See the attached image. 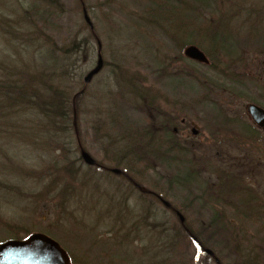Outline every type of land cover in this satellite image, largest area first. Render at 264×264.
<instances>
[{
    "label": "rangeland",
    "instance_id": "374dc122",
    "mask_svg": "<svg viewBox=\"0 0 264 264\" xmlns=\"http://www.w3.org/2000/svg\"><path fill=\"white\" fill-rule=\"evenodd\" d=\"M55 2L50 16L48 9L40 15L49 18L44 25L28 13L40 0H0V83L14 79L10 71L55 65L54 84L70 99L64 123L34 110L0 113L7 116L0 118V242L42 233L77 264H196L195 247L178 221L162 204L155 211L138 192L128 194L129 178L175 204L220 264H264V221L237 224L232 209L233 185L239 179L248 187L236 173L234 137L247 131L245 121L255 129L245 113L248 104L264 108V49L247 44L253 31L241 29L231 59L222 55L211 62L201 53L203 42L196 46L200 51L184 50L163 29L144 25L149 0ZM98 55L103 67L85 84ZM158 110V117L174 112L191 121L201 134L193 139L191 126L193 145L186 147L180 135L167 134L152 144L154 155L135 165L123 150L129 148L127 133H156ZM173 126L184 131L178 121ZM257 134L264 139V130ZM109 142L115 146L107 149ZM170 143L176 144L174 158L183 161L172 168ZM259 148L256 157L264 155V145ZM81 150L103 171L83 164ZM111 152L127 156L116 164ZM194 156L203 158L205 169L187 174ZM261 165L249 186L263 202V159ZM110 167L124 176L107 172ZM7 187H16V195Z\"/></svg>",
    "mask_w": 264,
    "mask_h": 264
},
{
    "label": "trees",
    "instance_id": "16d2710c",
    "mask_svg": "<svg viewBox=\"0 0 264 264\" xmlns=\"http://www.w3.org/2000/svg\"><path fill=\"white\" fill-rule=\"evenodd\" d=\"M149 2L151 6L147 9L146 13L150 17L143 19L144 25L157 26L163 29L170 40L174 39L176 44L182 45L181 49L184 50L188 47L198 49L196 46H199L203 42L206 48H204L205 53H201L205 54L211 62L215 59L218 60V56L222 55L231 59L232 53H235L237 50L241 29H251L253 31V36H249V43L247 44H262V49H264V0H149ZM55 3V0H40L39 4L36 3V5L32 4V6H28V10H30L28 13L32 17H40L38 20L47 25L49 18L44 20L40 15L44 9L45 11L48 9L50 11H48L47 15L50 16ZM28 38L32 42H36L37 45L41 44L40 37L36 39L29 35ZM26 68L25 71H10V75L14 79H10L9 82L6 79L1 81L0 113L6 114L2 110H10L8 115H15L20 111L34 110L51 123H64L67 119L69 111L67 110L68 101L70 99H68L65 92L60 91L61 89L54 84V80L59 82V79H54L55 72H58L59 69H56L55 65H48V67L29 66ZM31 70H34V73ZM28 71H30V74L25 73ZM61 76H66V72L62 73ZM48 80L51 82L48 83ZM43 93L47 95H42ZM156 115V124L153 126H158L156 133L150 129L127 133L128 141H126V145L128 144L129 148L125 150L127 155H131L132 162L135 165L143 164L145 155H154V153H151L154 151L152 144L157 143L160 139L168 138L167 134H169L171 120L166 113L162 115V118L158 117V115H161L159 110L156 112ZM0 118L3 120L7 116H0ZM0 126L3 127L4 125L0 122ZM11 126H14V124ZM139 143H143V146H140L141 144ZM158 150H160V147H158ZM112 162H115V159ZM187 177L189 178L190 176ZM128 180L130 182L133 181L129 178ZM188 180L187 184L190 183ZM138 185L143 186L140 183ZM0 186H3V182L0 183ZM6 189L11 192L14 191L15 195L17 193L16 187L12 190L8 189V187ZM159 190L162 191V189ZM63 191L65 193V189ZM47 192L48 190L44 193ZM186 227L189 234L192 235L193 233L190 231V228L187 225ZM192 236L199 240L196 235L193 234ZM14 239L17 238L14 237ZM197 249L198 252L195 253L196 264H198L201 254L204 255L201 264H211L212 258L205 255L200 250V247ZM67 253L71 263L77 264L68 251ZM171 257L172 260H175L173 255ZM175 261L177 262V260Z\"/></svg>",
    "mask_w": 264,
    "mask_h": 264
},
{
    "label": "flooded vegetation",
    "instance_id": "af4514ba",
    "mask_svg": "<svg viewBox=\"0 0 264 264\" xmlns=\"http://www.w3.org/2000/svg\"><path fill=\"white\" fill-rule=\"evenodd\" d=\"M249 105H255V106L264 110L263 107L255 104V103L248 104L245 107V113H246V116L248 117L250 123L254 126L255 129L253 131L251 129V127L249 126V124H247V122L245 121L244 124H246L248 127L247 131H244L243 129L237 130L236 136L234 137V143L236 144V149H237V153L235 156L236 157L235 160L237 162L236 173L238 176L240 175L239 178L248 179V180H245L248 187H245L244 185H240L241 181L239 179H238V182L236 183V187L233 185V187H234V189H236V191L234 192V195H232L233 196V200H232L233 208L232 207L231 208L234 210L235 216L237 218L235 221H237V224H240V225L243 224L244 222H253L252 220L264 221V201L263 202L258 201L259 198L257 196H255L254 194L253 195L251 194L252 190L250 188L251 186H249L250 178L252 176H256L257 173H261L260 169L257 170L255 168V166L258 165V168L260 166H262L261 161H262V159L264 160V155L260 156V157L259 156L256 157V155H258V154H256V152L260 149L259 147L264 145V139L260 138L259 134H257V132H262L264 130V127H258L250 119L249 115L247 114V107ZM168 118L171 120L169 135L171 138L175 137V135H180V137H181L180 142L182 143V140H183L182 146L186 147L187 144H189V143L192 144L189 140H191L192 138L196 139L198 136H200L201 133L199 132L197 127L193 125V123L191 121L187 122L184 118H181L179 120L178 118L175 117L174 112L173 113L170 112V115H168ZM176 121H178L179 125L181 127H183V129H184V131H182L181 133L178 131V129L176 127H174L175 125L173 126V124H175ZM238 123H241V122H236L235 124L237 125ZM191 126L193 127L191 130L192 138L187 133L188 129ZM184 142H186V143H184ZM106 145H108L107 149H110V147L115 146V144H113V142H109ZM125 147H126V144H125ZM169 148H170V150L169 149L168 150H169L170 156H171L170 167L172 168V167H174L176 162L182 161V159L178 160V159L174 158L175 153L173 154V152L176 151V144L175 143L174 144L170 143ZM125 149H123L124 152L126 151ZM178 149H180V151H183V148H178ZM83 152H85V151H83V150L80 151V159L83 162V164H85L81 158V154ZM124 154H126V153H124ZM117 155L118 156H116V154L111 152L110 156L113 157L111 159V161L115 159V162H117V160H119V158L122 159L123 156H124V158L127 156V155H122V154L119 155V153H117ZM189 162H191V163H189V167H187V170H186L187 174H192V172H193L192 170L204 171L205 161L203 160V158H196L194 156V158L189 159ZM88 167L95 168L98 171H103L102 169H104V168H101V166L99 164H97L96 161H94L93 165L88 166ZM158 167H159V165L157 166V168ZM106 170H107V172H111L112 174L124 176V174H122L121 170L115 169L114 167H110L109 169H106ZM115 171H118V172H115ZM198 172L199 171H195V173H198ZM221 180H220V182H221ZM125 181L129 185L128 188L131 189V191L127 192L128 194H131V193L133 194V191L138 192L141 195L140 197H142V198L144 197L148 201L149 200L151 201L150 204H151L152 208H154L155 211H156L155 208L159 204H162L166 208V210L169 211L171 216H173V219H176L178 221L179 229H181L184 232V234L187 235V237L191 241V244L195 247V253L198 252L197 248L200 247L201 248L200 250L205 255L212 258V260H211L212 264H220L219 260L214 257L213 252H212V255L207 254L206 251L208 249H205V246L201 243V242H203L201 239H199L201 241L200 242L196 237H193L192 235L189 234L188 228L186 227V218H185L184 214L182 213V211H180V209H178V207H176L175 204L169 203L166 200H164L163 197L159 193H157L153 190H149L146 187L144 188V186H139L137 182H136V184L135 183L133 184L127 178ZM221 183H228V179L223 180ZM137 199H138V197H137ZM218 199H219V197H218ZM241 211H244V212H241ZM137 219H139V217Z\"/></svg>",
    "mask_w": 264,
    "mask_h": 264
},
{
    "label": "water",
    "instance_id": "95a60500",
    "mask_svg": "<svg viewBox=\"0 0 264 264\" xmlns=\"http://www.w3.org/2000/svg\"><path fill=\"white\" fill-rule=\"evenodd\" d=\"M102 67V59L98 56L96 66L87 73L83 80L84 83L88 84L101 71ZM247 114L258 127H264L263 109L249 105ZM81 158L88 166L94 164V161L85 152L81 154ZM206 252L208 255H212L210 250ZM0 264H71V262L66 251L56 241L39 233L31 235L25 240H10L1 243Z\"/></svg>",
    "mask_w": 264,
    "mask_h": 264
}]
</instances>
